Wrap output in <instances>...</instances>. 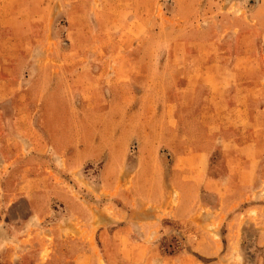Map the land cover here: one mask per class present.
Masks as SVG:
<instances>
[{"label": "rangeland", "instance_id": "374dc122", "mask_svg": "<svg viewBox=\"0 0 264 264\" xmlns=\"http://www.w3.org/2000/svg\"><path fill=\"white\" fill-rule=\"evenodd\" d=\"M0 62V264H264V0H0ZM204 69L235 116L211 133ZM189 138L209 177L252 174L224 208L209 180L181 223L136 173Z\"/></svg>", "mask_w": 264, "mask_h": 264}, {"label": "crops", "instance_id": "0c3cea01", "mask_svg": "<svg viewBox=\"0 0 264 264\" xmlns=\"http://www.w3.org/2000/svg\"><path fill=\"white\" fill-rule=\"evenodd\" d=\"M1 68L2 67L0 62V70ZM200 72L201 80L198 81V84L208 86L209 91L214 94L213 96H210L207 103L202 106V108H207V110H209L210 112L203 111L204 109L201 108L203 111V113L201 114L203 127L207 128V133H211V131H213L210 129L212 124L209 123L211 120H208V118L211 119L213 115H216L215 118H227L228 116V118L232 117V121H234L235 116L228 113L230 102L229 99H227V96L224 94V90L223 96L216 94L215 90L218 89L220 91L221 89L216 86L222 83L215 82L212 76H210L209 78L208 75H210V72H208L206 69ZM232 72L233 71H231L230 74ZM161 119L163 121H170L174 118L163 117ZM220 128L222 127H220L219 125V127H217L218 132L220 131ZM167 133L173 134V138L177 137V129H175V131L169 130V132ZM194 142V138H189L185 141V145L180 149L181 151L178 149L176 150V154L179 155L177 156V160H180L181 162H176L175 167L172 166L170 170L166 171L164 175L160 171V167H157V170L155 169V173H149L148 168L145 167L143 163H141V165H138L139 168L136 173V178L143 181L145 190L149 191V193L152 192L154 195L152 198H148V200L165 205L167 204L168 200L167 194L172 192L176 194L175 206L171 210L168 217L178 220L181 223H190L192 218L195 216V207L197 206L198 202L195 195L201 187H206L209 180L213 186L218 187V202L219 204H221L222 208H224L226 206L225 203L229 200L238 202V191L235 187L241 186V184H248L247 179L252 174L251 168L233 161V163L229 164V166H226V169H223V175L217 177H209L207 173V166L210 152L203 150L202 148H200V146H196L197 142ZM26 181L28 182V180ZM4 184H9V186L14 185L13 192L15 191V187L19 185L17 179H15L14 177L11 179H6ZM226 187L229 188L228 190H231L232 192L227 194ZM1 189L2 188L0 184V198H6L4 197L5 195L3 196V189L2 192ZM192 193L193 197L190 196V194ZM29 200L31 203L33 202V199ZM254 210L257 212L259 211L257 206H255ZM122 229H124V227ZM237 232L238 230L236 227H230L228 234L231 236V238H229L230 241H226V243L224 244V249L230 250L236 246L234 235ZM257 239L261 240L262 242L259 244L263 245L264 233L259 234ZM214 246L217 247L215 243ZM207 256H212V254L209 253L207 254ZM218 260L219 262H223L224 258L219 257ZM228 260L226 259L224 264L243 263L242 261L236 259Z\"/></svg>", "mask_w": 264, "mask_h": 264}]
</instances>
